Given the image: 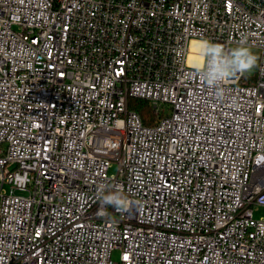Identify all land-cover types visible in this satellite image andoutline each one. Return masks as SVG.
<instances>
[{
    "label": "built area",
    "instance_id": "built-area-1",
    "mask_svg": "<svg viewBox=\"0 0 264 264\" xmlns=\"http://www.w3.org/2000/svg\"><path fill=\"white\" fill-rule=\"evenodd\" d=\"M242 38L255 81L207 87L192 41ZM258 209L264 0H0V264H264Z\"/></svg>",
    "mask_w": 264,
    "mask_h": 264
},
{
    "label": "clouds",
    "instance_id": "clouds-1",
    "mask_svg": "<svg viewBox=\"0 0 264 264\" xmlns=\"http://www.w3.org/2000/svg\"><path fill=\"white\" fill-rule=\"evenodd\" d=\"M201 55L205 58V62L198 69L197 75L209 88H219L237 74L244 75L252 72L258 67L260 60L259 55L243 38L230 48L204 40L201 42ZM98 196L101 203V215L108 214L105 211L106 206H111L121 213L129 210L131 201L122 191L104 194V189L101 187Z\"/></svg>",
    "mask_w": 264,
    "mask_h": 264
},
{
    "label": "trees",
    "instance_id": "trees-1",
    "mask_svg": "<svg viewBox=\"0 0 264 264\" xmlns=\"http://www.w3.org/2000/svg\"><path fill=\"white\" fill-rule=\"evenodd\" d=\"M255 79L256 77L251 80L249 79V81L245 83H253ZM129 108L140 114L145 125H154L159 120V117L156 115L149 101L138 98H130Z\"/></svg>",
    "mask_w": 264,
    "mask_h": 264
},
{
    "label": "rangeland",
    "instance_id": "rangeland-1",
    "mask_svg": "<svg viewBox=\"0 0 264 264\" xmlns=\"http://www.w3.org/2000/svg\"><path fill=\"white\" fill-rule=\"evenodd\" d=\"M234 46V45H233ZM252 49H253V51H255L258 55L260 54V50L258 49V48H256V47H252ZM259 63V62H258ZM257 73H258V67L255 69V70H253L252 72H250V73H246L245 74V79H247V80H244L245 82H247V81H249V79L251 80V79H253L256 75H257ZM163 107H166L167 108V106H165V105H162ZM117 169H118V167H117V164L116 163H114L113 164V166H112V168H111V170H110V173H116L117 172ZM264 213V210L263 209H258L256 212H255V215L256 216H261L262 214ZM119 254H120V251L118 250V249H116L114 252H113V258H114V260H117L118 258H119Z\"/></svg>",
    "mask_w": 264,
    "mask_h": 264
},
{
    "label": "bare ground",
    "instance_id": "bare-ground-1",
    "mask_svg": "<svg viewBox=\"0 0 264 264\" xmlns=\"http://www.w3.org/2000/svg\"><path fill=\"white\" fill-rule=\"evenodd\" d=\"M201 42L193 40L191 50L193 51L189 56V63L195 66H201L203 63V56L201 55Z\"/></svg>",
    "mask_w": 264,
    "mask_h": 264
}]
</instances>
